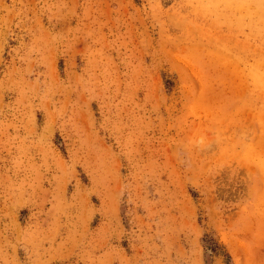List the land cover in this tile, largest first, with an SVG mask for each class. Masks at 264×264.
Instances as JSON below:
<instances>
[{
    "label": "rangeland",
    "instance_id": "374dc122",
    "mask_svg": "<svg viewBox=\"0 0 264 264\" xmlns=\"http://www.w3.org/2000/svg\"><path fill=\"white\" fill-rule=\"evenodd\" d=\"M0 264H264V0H0Z\"/></svg>",
    "mask_w": 264,
    "mask_h": 264
}]
</instances>
